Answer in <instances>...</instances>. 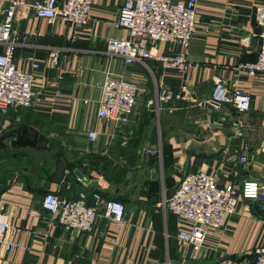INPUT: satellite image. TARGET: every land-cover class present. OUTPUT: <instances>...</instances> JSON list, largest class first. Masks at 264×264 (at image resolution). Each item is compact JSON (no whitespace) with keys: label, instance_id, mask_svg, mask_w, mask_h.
<instances>
[{"label":"crops","instance_id":"obj_1","mask_svg":"<svg viewBox=\"0 0 264 264\" xmlns=\"http://www.w3.org/2000/svg\"><path fill=\"white\" fill-rule=\"evenodd\" d=\"M92 1L91 20L82 28L61 17L48 23L33 12L15 20L21 34L31 33L17 47L16 62L27 69L29 55L39 59L33 87L42 99L35 108L0 117V135L8 134L0 146V203L16 226L10 238L23 246H0V264H253L255 250L264 246L260 200L239 191L235 212L209 228L200 248L181 245L179 235L191 230L192 221L162 201L190 172L205 171L219 185L238 189L246 179L264 183V73L252 77L240 67L258 57L254 12L264 0H199L185 71L154 60L125 66L109 55L108 40L128 36L114 26L124 0ZM52 47L61 48L58 65L49 57ZM157 47L164 53L183 50L175 42ZM109 70L124 72L138 86L126 123L98 116ZM218 80L247 93L249 110L225 103L210 113L205 104ZM163 88L182 91V97L159 102ZM23 127L39 130L47 148L13 146L11 131ZM90 130L98 133L92 144ZM150 148L158 153L148 154ZM48 192L65 199L85 193L88 203L100 192L124 202L125 221L100 218L91 231L66 230L42 206Z\"/></svg>","mask_w":264,"mask_h":264},{"label":"built area","instance_id":"obj_2","mask_svg":"<svg viewBox=\"0 0 264 264\" xmlns=\"http://www.w3.org/2000/svg\"><path fill=\"white\" fill-rule=\"evenodd\" d=\"M198 1L124 0L114 26L126 29L128 36L109 39L107 53L120 57L125 66L133 63L147 65L149 60H154L164 68L188 70L191 67L188 49L197 30ZM92 8V0H0V117L8 116L12 109L35 108L42 99L41 92L33 87L40 69L39 59L34 54L29 55L27 69L19 67L16 62L17 47L22 39L31 35L29 32L21 34L16 29V18L33 12L48 23H54L61 17L74 27L82 28L91 20ZM254 21L260 29L257 34L260 39L258 57L255 61L240 65L252 77L264 73V5L256 6ZM168 42L179 44L183 50L160 52L158 44ZM60 55L61 48H50L49 57L56 65ZM101 88L98 116L117 124L128 122L137 102V84L128 79L124 72L109 70ZM181 94L182 91L163 88L157 100L169 102L174 97H182ZM209 101L214 108H220L225 103L232 104L239 112H246L250 108V96L228 86L224 80L216 81ZM155 104L153 99L148 101L149 107L155 108ZM97 136L96 130H90L89 143H94ZM90 151L89 146L86 152ZM147 153L157 154L158 150L150 148ZM246 160V156L241 157V162ZM239 191L244 198L260 200L264 212V183L246 179L238 189L233 184L219 185L217 176L205 171L185 174L173 194L162 201V205L172 213L192 221L191 230L179 235L181 245L203 247L209 228L220 226L227 216L235 212ZM91 197L92 203H88L85 193H80L76 199H65L48 192L42 198V206L66 230L91 231L100 218L119 224L125 221L124 202L107 199L100 192H93ZM30 214L35 215V212ZM15 228L11 214L0 203V246L4 250L23 247L10 238ZM255 256L253 264H264V246L255 250Z\"/></svg>","mask_w":264,"mask_h":264},{"label":"water","instance_id":"obj_3","mask_svg":"<svg viewBox=\"0 0 264 264\" xmlns=\"http://www.w3.org/2000/svg\"><path fill=\"white\" fill-rule=\"evenodd\" d=\"M205 106L209 109L210 113L213 112V104L206 103ZM32 130L33 132H31ZM11 135L15 134V138L12 140L13 146H33V147H45L47 146L43 143L45 136L40 133L39 130L33 129V128H14L11 133ZM8 138V134H2L0 135V146L2 144H5ZM17 138H24L25 141L21 142V140H18Z\"/></svg>","mask_w":264,"mask_h":264},{"label":"flooded vegetation","instance_id":"obj_4","mask_svg":"<svg viewBox=\"0 0 264 264\" xmlns=\"http://www.w3.org/2000/svg\"><path fill=\"white\" fill-rule=\"evenodd\" d=\"M18 140H21V142L25 141L24 138H17Z\"/></svg>","mask_w":264,"mask_h":264},{"label":"trees","instance_id":"obj_5","mask_svg":"<svg viewBox=\"0 0 264 264\" xmlns=\"http://www.w3.org/2000/svg\"><path fill=\"white\" fill-rule=\"evenodd\" d=\"M173 192H174V191H173ZM172 194H173V193H172ZM172 194H171V195H172ZM171 195H170V196H171Z\"/></svg>","mask_w":264,"mask_h":264}]
</instances>
